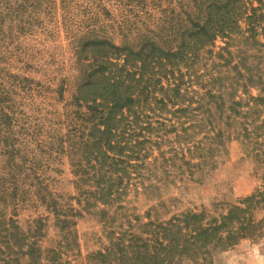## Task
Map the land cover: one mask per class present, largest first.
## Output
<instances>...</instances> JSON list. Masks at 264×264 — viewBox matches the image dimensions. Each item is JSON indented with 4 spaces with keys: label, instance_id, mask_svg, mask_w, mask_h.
Returning <instances> with one entry per match:
<instances>
[{
    "label": "rangeland",
    "instance_id": "obj_1",
    "mask_svg": "<svg viewBox=\"0 0 264 264\" xmlns=\"http://www.w3.org/2000/svg\"><path fill=\"white\" fill-rule=\"evenodd\" d=\"M32 1L35 14L22 11L31 29L5 37V50L0 47L5 75L0 174L17 172L19 178L17 198L1 199L0 214L18 230H27L29 241L37 240L42 257L23 255L16 245L8 248L0 235V264H118L112 254L103 261L98 252H113L116 241L132 244L146 238L150 229L187 210L201 212L204 223L216 222L262 185L264 166L258 155L264 148V104L248 109L246 102L264 84V46L257 43L264 37L258 32L255 42L247 38L250 31L242 18L240 32L217 35L193 62L187 61L192 72L180 78L181 95L157 90L141 110L138 102L115 110L113 139L126 145L118 156L125 159L120 172L129 178L124 175L123 191L111 204L84 199L80 192L87 182L78 173L96 167L86 152L82 155L80 139L90 127L81 118L86 107L78 106L82 103L75 96L87 68L83 57L88 61L93 53L87 48L79 59L76 48L95 38L136 47L147 28L156 29L164 43L161 35L188 20L179 13L173 23L166 22L172 16L168 10L179 9V0H158V6L156 0ZM8 16L1 18L5 30L15 22L9 19L15 14ZM161 96L173 101L156 103ZM116 145L119 152L122 147ZM11 153L16 165L9 164ZM250 214L262 218L264 230V202ZM196 258L186 256L178 264H264V232Z\"/></svg>",
    "mask_w": 264,
    "mask_h": 264
},
{
    "label": "trees",
    "instance_id": "obj_2",
    "mask_svg": "<svg viewBox=\"0 0 264 264\" xmlns=\"http://www.w3.org/2000/svg\"><path fill=\"white\" fill-rule=\"evenodd\" d=\"M31 1L0 0V47L4 46V50L5 37L13 38L31 29L32 24L28 22L30 18L27 17L25 21L22 17L24 8L28 9L31 15L37 11L36 5ZM184 1L187 2L186 5L183 4ZM189 1L191 0H179L180 6L176 12L172 8L168 10L169 16H172L166 21L167 23H173L175 16L180 13L178 16H185L189 24L182 23L161 35L164 43L159 40L156 29L147 28L145 32L147 36L142 38L141 44L136 47L131 44L118 45L106 38H95V40L86 39L78 49L76 48L75 52L81 53L79 59L87 48L89 53H93L88 61L83 57L87 68L81 72L82 79L75 96L77 103H82L78 106L86 107L81 118L85 125L90 127L88 135L81 136L80 139L83 147L82 155L86 152L87 161L92 158L96 167V169L92 168V171H84L87 174L78 173V177L87 182V188L80 192L84 193V199L111 204L123 191L124 175L127 174L126 177L129 178L128 172H120V162H124L125 159L123 156H118V153H123L126 145L121 144L120 140L113 139V128L118 120L115 115L117 108L129 107V104L138 102L137 107L141 110L147 103L148 96L155 95L157 90H170L174 92V96L181 95L183 83L180 78H183L187 72L189 75L192 72L187 61L193 62L199 55V50L208 46L217 35L230 37L232 33L238 32L242 18L247 21L250 31L247 38L252 36L255 42L257 40L255 35L258 32L264 37V0H193L192 4H188ZM158 3V0L153 2L155 6L160 5ZM10 12L15 16L9 19L15 22H12V26L10 23V27L5 30L1 18L7 19ZM257 43L264 46V42ZM224 48L226 49L227 46ZM3 56L5 57V54ZM181 64L185 65L186 72H182ZM1 71L0 68V88L3 82L1 79L5 78ZM164 78L168 81L166 84L162 83ZM259 89L261 93L250 98L252 104L246 102L248 109L256 106L257 103L264 104V84H261ZM14 90L16 92V89ZM1 92L2 90L0 94ZM3 101L5 100L0 96V104L4 103ZM168 101H173L172 96L169 99L156 97V103L163 102L166 105ZM4 115L8 118L7 112H4ZM0 121H2L1 116ZM8 144L10 143L5 145ZM116 144L122 147L119 152L115 150ZM4 151L10 152L8 149ZM11 154L9 164L16 165L14 160L16 156ZM258 157L264 166V148ZM78 159L76 160L81 161ZM7 173V175L0 174V200L4 199L3 201L8 199V196L17 198V189H19L17 172L7 171ZM9 188H12L10 194ZM2 194H5L4 198ZM262 202H264V171L262 185L244 196L239 203L232 204L226 213L215 219L216 222L211 220L204 223L201 212L187 210L159 224L157 230L150 229V234L146 238H136L132 244L131 240L128 244L116 241L113 243L116 245L113 252H98V254L103 261L112 254L118 264H178L186 256L197 259L196 256L207 254L211 248L230 246L243 238H257L262 235L264 232L262 218L255 219L250 214V210ZM0 215V235L6 246L13 248L16 245L15 248L17 247L21 254L40 257V260L42 252L41 250L37 252L39 248L35 245L37 240L29 241L27 230H18L19 226L10 218L7 219L6 214ZM61 221H65V218ZM62 227L65 226L62 224ZM128 249L132 254H129ZM35 261L28 260L21 264Z\"/></svg>",
    "mask_w": 264,
    "mask_h": 264
}]
</instances>
